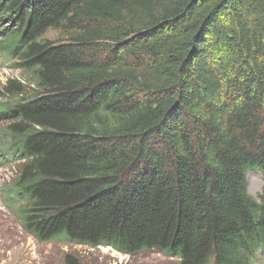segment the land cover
<instances>
[{"label": "trees", "instance_id": "1", "mask_svg": "<svg viewBox=\"0 0 264 264\" xmlns=\"http://www.w3.org/2000/svg\"><path fill=\"white\" fill-rule=\"evenodd\" d=\"M3 19L0 54L37 91L6 84L0 106L27 233L264 264V189L246 178L264 181V0H0Z\"/></svg>", "mask_w": 264, "mask_h": 264}, {"label": "rangeland", "instance_id": "2", "mask_svg": "<svg viewBox=\"0 0 264 264\" xmlns=\"http://www.w3.org/2000/svg\"><path fill=\"white\" fill-rule=\"evenodd\" d=\"M3 19L0 24L12 29L13 23ZM5 32L0 31V40ZM45 39L58 41L63 37L52 30L48 31ZM33 76L17 66V60H4L0 54V106L14 102L15 94L4 89L6 84L21 85L29 96L36 93ZM31 88L28 90V88ZM26 96V97H29ZM8 121L0 119V132L5 130ZM0 136V142H1ZM18 162L4 164L0 160V264H67L68 256L78 264H176L177 258L167 257L156 250H142L136 254H123L110 250L108 247H89L71 242H43L38 243L25 232L17 215V208L21 202L14 204V208L3 205L2 191L13 182L17 172ZM248 192L256 197L264 189V181L260 174L247 172ZM15 201L16 198H11ZM15 209V212L13 211ZM262 254L253 258V264H261Z\"/></svg>", "mask_w": 264, "mask_h": 264}]
</instances>
